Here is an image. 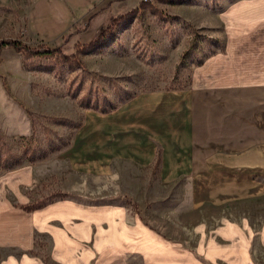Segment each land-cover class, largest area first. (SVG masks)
Returning a JSON list of instances; mask_svg holds the SVG:
<instances>
[{"label":"rangeland","instance_id":"rangeland-1","mask_svg":"<svg viewBox=\"0 0 264 264\" xmlns=\"http://www.w3.org/2000/svg\"><path fill=\"white\" fill-rule=\"evenodd\" d=\"M228 1L152 0L108 32L97 48L80 51L77 44L74 50L61 49L67 55L79 49V63L65 62L59 54L40 57L0 47V136L6 142L0 146L3 153L25 155L21 166L0 172V209L22 211L15 205L48 207L65 201L98 208L93 225L100 240H108L119 225L134 241L137 233L157 231L189 245L203 215L264 210V195L221 204L197 201L190 178L170 184L161 180L159 161L149 167L115 161L93 172L91 165L75 164L77 157L69 153L87 111L106 112L146 91L190 89L198 74H209L214 82L264 81V25H236L231 31L220 15ZM30 4L0 2V40L37 46L26 35ZM102 129L103 124L96 126L92 134L99 136ZM31 155L36 161H30ZM81 155L90 153L82 150ZM37 241L45 246L39 252L48 261L51 238L38 235ZM11 252L0 248V262ZM124 264H148L147 254H129Z\"/></svg>","mask_w":264,"mask_h":264},{"label":"crops","instance_id":"crops-1","mask_svg":"<svg viewBox=\"0 0 264 264\" xmlns=\"http://www.w3.org/2000/svg\"><path fill=\"white\" fill-rule=\"evenodd\" d=\"M140 5L141 0H31L26 35L35 45L74 50L98 37L113 17ZM222 9L231 31L264 25V0H230ZM207 78L198 74L190 89L138 93L111 111H87L69 151L75 164L98 172L115 161L148 167L159 161L161 180L190 178L200 202L264 195V81ZM102 124L103 134L93 135ZM82 150L90 155L78 156ZM6 207L0 209V248L15 252L0 264H124L129 254H147L148 264H264V210L203 215L189 245L157 231L137 233L134 241L119 225L100 240L93 225L98 208L65 201L32 212ZM38 235L52 240L48 261L39 252L45 246Z\"/></svg>","mask_w":264,"mask_h":264},{"label":"trees","instance_id":"trees-1","mask_svg":"<svg viewBox=\"0 0 264 264\" xmlns=\"http://www.w3.org/2000/svg\"><path fill=\"white\" fill-rule=\"evenodd\" d=\"M161 2H169L172 4H185L189 3L193 0H159ZM141 6H151L149 3L141 2ZM140 10L139 8H135L132 11L126 13V14H119L116 17L112 18V23L110 26L103 31L98 37H96L93 41L90 43L84 44L81 46L80 51L84 49H95L98 46H100L106 39V35L108 32L113 30L118 24L121 22L127 21L131 19L133 16H135ZM13 47L17 52H25L28 55H35V56H40V57H46V56H54V55H61L63 60L68 63H79V60L77 59L79 55V49L78 52L73 54V55H67L62 52L60 47H50L47 44H39L35 47H31L26 45L23 41L20 39H2L0 40V47ZM204 63V61H200L198 63V66H201ZM132 97L128 98L127 100L131 99ZM126 100V101H127ZM115 107H112L110 109H103V111H111L115 109ZM33 137V135H32ZM31 137V138H32ZM0 144H6L5 140L0 136ZM2 146H0V172L3 171H9L12 169H15L16 167H19L23 164V157L25 156L22 154V156H17L15 154H12L10 151H5V153L2 152ZM30 161H36V156L31 155ZM49 203H44V204H16V207H19L20 209L26 211V212H32L37 209H41L48 205Z\"/></svg>","mask_w":264,"mask_h":264},{"label":"built area","instance_id":"built-area-1","mask_svg":"<svg viewBox=\"0 0 264 264\" xmlns=\"http://www.w3.org/2000/svg\"><path fill=\"white\" fill-rule=\"evenodd\" d=\"M152 0H141V2H145V3H149L151 2Z\"/></svg>","mask_w":264,"mask_h":264}]
</instances>
